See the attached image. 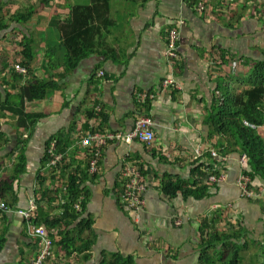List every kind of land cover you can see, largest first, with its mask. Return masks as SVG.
Segmentation results:
<instances>
[{
  "label": "crops",
  "instance_id": "obj_1",
  "mask_svg": "<svg viewBox=\"0 0 264 264\" xmlns=\"http://www.w3.org/2000/svg\"><path fill=\"white\" fill-rule=\"evenodd\" d=\"M40 4V0H0V18L8 23L0 30V181L13 177L22 146L19 140L25 139L24 170L11 179L12 190L0 197V203L12 208H0V264H32L36 258L37 240L27 234L19 210L34 202L50 216L59 214L56 203L35 202L37 176L50 171L43 164L48 140L62 135L61 139L70 141L62 162L67 171L81 170L88 163V154L78 145L85 131H128L142 113L154 122L152 145L106 144L95 178L85 183L88 199L82 216L91 224L83 235L93 239L89 257L84 259L83 253L65 256L53 247L49 264H99L112 254L130 257L135 264H199L200 220L216 209L228 212L230 224L245 229L248 241L264 242V186L255 199L240 194L238 153L218 158L220 178L202 199L181 193L169 196L161 186L167 176L187 180L195 150L211 149L205 116L213 94L220 93L216 83L223 79L235 92L244 87L232 80L230 60L243 59L238 76L254 60L264 59V0H207V9L201 13L187 0H49L47 5ZM29 5L39 7L30 21L20 24L8 19ZM90 6L97 8L94 32L87 31L85 46L69 40L74 46L83 45L76 50L83 47L88 54L72 65V46L62 36L61 24L72 9ZM171 28L178 31L179 59L173 70L165 59ZM23 36L24 42H32L33 57L28 73L16 80L15 74L20 73L14 64L21 60ZM99 70L104 71L101 77ZM170 73L175 84L165 87L163 79ZM34 79L50 80L55 88L42 99L25 101V111L37 117L26 129L1 104L9 93L16 95ZM137 91L151 95L147 108L136 102ZM124 159L142 165L144 171V205L138 218L118 201ZM204 159L210 160L207 153ZM57 232L55 228L52 234Z\"/></svg>",
  "mask_w": 264,
  "mask_h": 264
},
{
  "label": "trees",
  "instance_id": "obj_2",
  "mask_svg": "<svg viewBox=\"0 0 264 264\" xmlns=\"http://www.w3.org/2000/svg\"><path fill=\"white\" fill-rule=\"evenodd\" d=\"M40 2L42 7L45 4L47 5L49 0H40ZM255 9L256 6L253 7V10ZM38 10L39 7L36 8L29 5L26 8L15 11L8 19L23 24L30 21ZM96 10V6L84 9L74 8L71 10L68 19L61 24L62 36L67 38L68 45L72 46L70 51H72L71 53L74 56L72 58L69 57L72 65H75L82 57L88 54L83 47L76 50V46H83L88 32H94L95 27L92 22L97 16ZM7 27V20H4L3 16H1L0 30ZM71 38L73 39L71 40ZM24 39L23 36L20 46L21 60L17 63L25 67L28 73L29 62L33 57V49L31 47L32 42L30 40L24 42ZM69 40H71L70 42L78 40L77 42H81L83 45L77 43L78 45L74 46ZM21 76L22 74H15L14 79L19 80ZM231 78L241 82L244 87L235 92L228 88L229 82H224L223 79L218 80L216 83L215 90L220 92L222 99L214 93L211 106L205 116V123L210 128L208 139L212 141L210 150H214L219 158H226L231 153H238L239 156L244 154L246 160L242 165L241 171L251 181L252 185L250 188L259 192L264 186V59L254 60L245 73ZM54 88L55 84L50 80L34 79L22 85L16 95L9 93V98L1 104L2 109L14 112L18 117V125L28 129L37 117L36 114L25 111V101L42 99ZM147 107L148 104L146 105ZM92 113L89 114V117H93L94 114ZM243 119H247L259 127L255 129L246 127L242 123ZM88 127L89 125L86 124L85 128L88 129ZM61 136L50 138L48 142L55 140L56 151L64 153L70 141L61 139ZM1 137L2 135L0 134V139ZM24 140L22 137L19 140L22 146L13 165V177L0 181V197H4L12 190L11 179L24 170ZM210 150L201 153L198 159L191 161L190 177L187 180L179 177H163L161 179L163 191L169 196L181 193L184 197L192 196L194 199H202L208 196L210 189L215 183L210 182L208 178L211 174H219L217 168L219 159L212 157ZM205 153L208 154L210 160H202ZM47 158L48 156L45 155L44 166L46 160H48ZM137 166L143 177L142 165ZM87 169L88 163L84 169L67 171L66 165L60 162L57 168L50 170L47 175L39 174L37 176L39 194L35 196V202L39 203L47 200L50 203H56L59 214L50 216L46 211L40 209L39 206H37L33 214V222L35 224H43L49 231L53 247L60 248L65 256L72 253H83L84 259L89 257L87 251L90 250L93 244V239L90 236L83 235L84 232L90 229L91 224L90 219L82 216L86 200L88 199V188L85 183L88 178L93 179L96 176V174L89 175ZM61 199H63V203H61ZM79 199L81 210L77 211L75 204ZM231 220L228 212L223 209L213 210L201 218L199 227V264H240L242 258L240 251L242 248H249V239L245 229L239 224L233 226L230 224ZM227 224L229 225L228 228L225 226ZM55 228H58V232L53 235L52 231ZM0 242H2L1 238ZM252 244L258 246V248L254 246L256 250L251 257L253 264H264V260L261 261L264 242ZM257 252L260 253L257 254ZM49 263L50 258L48 257L43 264ZM99 264L135 263L130 257L112 254L104 256Z\"/></svg>",
  "mask_w": 264,
  "mask_h": 264
},
{
  "label": "built area",
  "instance_id": "obj_3",
  "mask_svg": "<svg viewBox=\"0 0 264 264\" xmlns=\"http://www.w3.org/2000/svg\"><path fill=\"white\" fill-rule=\"evenodd\" d=\"M188 3L192 4V6L199 12H204L207 9V0H187ZM182 23V21H181ZM165 59L168 67L173 70L174 66L179 59L178 53V31L176 28H171L167 32V40L165 47ZM211 64H215V61H211ZM243 64V59L241 57H234L230 60V73L232 75H237L238 71ZM14 69L18 73L25 75L27 73L25 67L21 64H14ZM104 75L103 70H99L97 72V76L101 77ZM175 84V80L173 76L170 75L167 78L163 79V85L166 87L173 86ZM217 96L221 98V94L218 93ZM151 99V95L148 92L137 91L135 93V100L140 106H146ZM96 111H99L100 108L97 106L95 108ZM243 125L246 127L255 129L259 126L255 123L243 119ZM153 119L146 113L140 114L137 119H135L132 128L128 131H110V130H94L88 129L85 131L83 136L79 139L78 145L81 146L86 153L88 154V173L89 175H95L99 169V161L101 158L103 147L115 141H125L132 142L138 141L146 146H151L155 139V132L153 129ZM201 150L197 148L195 150L194 159H198L201 155ZM210 154L214 158H219L218 154L214 150H210ZM45 155L48 156V160H46L45 168L48 170H53L57 168L58 164L62 162L63 153L57 152L55 147V140H51L48 142ZM240 163L243 165L246 156L243 154L239 156ZM221 159H225L222 157ZM124 168L122 171L123 176V188L118 196V201L120 205L128 210L133 211L135 218H138L139 213L144 205L143 193L146 189L145 183L142 180V175L139 171L138 166L128 160L124 159L123 161ZM220 178V174L218 175H210L209 181L216 182ZM237 185L240 190V194L245 198L255 199L260 195L259 192L251 189V181L249 178L240 171L237 177ZM63 199H61V203H63ZM0 208L3 210H11L9 206L1 202ZM75 208L77 211L80 209V199L75 204ZM36 209L34 202H31L29 208L26 210H19L18 212L23 216L25 220V230L27 234L37 240L38 244V252L35 260L32 264H43V262L50 256L51 250L53 248L52 238L49 234V231L43 224H35L33 222V214Z\"/></svg>",
  "mask_w": 264,
  "mask_h": 264
},
{
  "label": "rangeland",
  "instance_id": "obj_4",
  "mask_svg": "<svg viewBox=\"0 0 264 264\" xmlns=\"http://www.w3.org/2000/svg\"><path fill=\"white\" fill-rule=\"evenodd\" d=\"M166 87V86H165ZM253 242L249 241V248L248 250H245V248H242L241 251H240V255H241V262L240 264H253V260H252V256L254 254V251H255V247L258 248L257 245L255 244H252ZM255 246V247H254ZM262 254H261V261L264 260V248H262ZM260 253V252H257V254Z\"/></svg>",
  "mask_w": 264,
  "mask_h": 264
}]
</instances>
